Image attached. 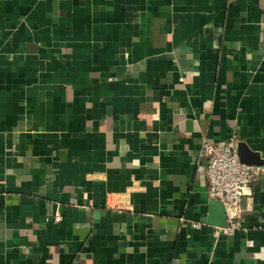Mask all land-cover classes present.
Returning <instances> with one entry per match:
<instances>
[{"label":"crops","instance_id":"crops-1","mask_svg":"<svg viewBox=\"0 0 264 264\" xmlns=\"http://www.w3.org/2000/svg\"><path fill=\"white\" fill-rule=\"evenodd\" d=\"M233 135L264 161V0H0V264H264V171L208 221Z\"/></svg>","mask_w":264,"mask_h":264},{"label":"built area","instance_id":"built-area-1","mask_svg":"<svg viewBox=\"0 0 264 264\" xmlns=\"http://www.w3.org/2000/svg\"><path fill=\"white\" fill-rule=\"evenodd\" d=\"M238 141L236 135H233L226 140H207L203 143V152L208 160L206 174L209 195L224 204L227 214V225L217 227L216 235L233 234L243 227L247 209L242 205V200L244 196L250 194L253 185L264 171L261 166L241 161ZM52 220L58 223L62 216L59 213L55 214ZM192 225L199 227L196 222Z\"/></svg>","mask_w":264,"mask_h":264},{"label":"water","instance_id":"water-1","mask_svg":"<svg viewBox=\"0 0 264 264\" xmlns=\"http://www.w3.org/2000/svg\"><path fill=\"white\" fill-rule=\"evenodd\" d=\"M238 152L242 162L249 165L263 166L264 161L260 159L259 154L252 151L244 142L238 143ZM211 210L212 212L208 221L218 227H225L227 225V214L224 204L219 200L213 199L211 202ZM214 213L217 215V218L213 216Z\"/></svg>","mask_w":264,"mask_h":264}]
</instances>
